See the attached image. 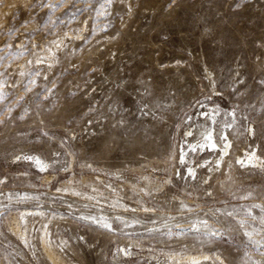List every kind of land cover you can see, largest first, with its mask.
Listing matches in <instances>:
<instances>
[{"label": "rangeland", "instance_id": "374dc122", "mask_svg": "<svg viewBox=\"0 0 264 264\" xmlns=\"http://www.w3.org/2000/svg\"><path fill=\"white\" fill-rule=\"evenodd\" d=\"M0 264H264V0H0Z\"/></svg>", "mask_w": 264, "mask_h": 264}]
</instances>
